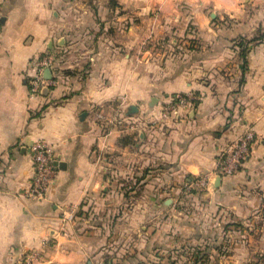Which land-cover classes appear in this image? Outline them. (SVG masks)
Masks as SVG:
<instances>
[{
	"label": "crops",
	"instance_id": "0c3cea01",
	"mask_svg": "<svg viewBox=\"0 0 264 264\" xmlns=\"http://www.w3.org/2000/svg\"><path fill=\"white\" fill-rule=\"evenodd\" d=\"M76 1L0 0V264H91L105 224H164L249 129L250 156L207 206L264 256V0ZM47 56L56 85L33 99ZM178 94L194 106L161 119ZM40 141L62 163L43 201L24 195Z\"/></svg>",
	"mask_w": 264,
	"mask_h": 264
},
{
	"label": "rangeland",
	"instance_id": "374dc122",
	"mask_svg": "<svg viewBox=\"0 0 264 264\" xmlns=\"http://www.w3.org/2000/svg\"><path fill=\"white\" fill-rule=\"evenodd\" d=\"M90 1L77 0L76 8L82 11L89 5L93 7ZM208 186L177 193L176 205L164 224L157 219L150 229H144L145 225L118 228L105 224V243L94 247L89 255L91 264H263L264 256L245 253L250 243L245 244L243 236L237 240L229 236L228 210L207 206L212 193ZM208 192L209 196L205 195ZM224 198L230 199L226 194ZM192 221L200 224L195 227ZM235 248L240 253L236 261Z\"/></svg>",
	"mask_w": 264,
	"mask_h": 264
},
{
	"label": "built area",
	"instance_id": "2783aa9c",
	"mask_svg": "<svg viewBox=\"0 0 264 264\" xmlns=\"http://www.w3.org/2000/svg\"><path fill=\"white\" fill-rule=\"evenodd\" d=\"M54 62L55 59L52 56L37 58L34 61V69L29 81L31 98L36 99L41 94L45 95L56 85L54 78H48L45 75L46 70H51L54 67ZM45 89L47 90L45 91ZM196 99L197 97L194 95H175L173 102L165 105L158 116L161 119L176 117L181 112L189 111L194 106ZM255 141V132L252 129L247 130L232 141L218 158L215 169L216 175L229 177L236 174L250 156ZM31 151L33 153L35 175L30 188L25 191L24 195L43 201L47 198L49 189L57 174L55 155L52 148L43 141L34 143L31 146ZM210 181L211 175L207 174L203 177L192 179L188 187L190 189L204 188L209 185ZM81 218V215L77 213L74 216V221L78 222Z\"/></svg>",
	"mask_w": 264,
	"mask_h": 264
},
{
	"label": "water",
	"instance_id": "95a60500",
	"mask_svg": "<svg viewBox=\"0 0 264 264\" xmlns=\"http://www.w3.org/2000/svg\"><path fill=\"white\" fill-rule=\"evenodd\" d=\"M45 75H46V77L50 78V77H51V72H50V70H46V71H45ZM46 90H47V89H45V91H46ZM132 110H133V111H137V109H136L135 107H132ZM55 165H56V166H61L62 163L59 162V161H55ZM215 179H216V180L218 179V181H221V180H222V176H220V175H216V177H215L214 179H212V180L210 181V183L213 184L214 181H215Z\"/></svg>",
	"mask_w": 264,
	"mask_h": 264
},
{
	"label": "trees",
	"instance_id": "16d2710c",
	"mask_svg": "<svg viewBox=\"0 0 264 264\" xmlns=\"http://www.w3.org/2000/svg\"><path fill=\"white\" fill-rule=\"evenodd\" d=\"M243 56H244V58H246V53L245 52H243ZM196 264H198V261L196 262Z\"/></svg>",
	"mask_w": 264,
	"mask_h": 264
}]
</instances>
